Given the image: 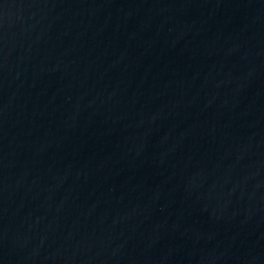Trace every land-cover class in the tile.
I'll list each match as a JSON object with an SVG mask.
<instances>
[{"label": "water", "instance_id": "water-1", "mask_svg": "<svg viewBox=\"0 0 264 264\" xmlns=\"http://www.w3.org/2000/svg\"><path fill=\"white\" fill-rule=\"evenodd\" d=\"M0 264H264V0H0Z\"/></svg>", "mask_w": 264, "mask_h": 264}]
</instances>
